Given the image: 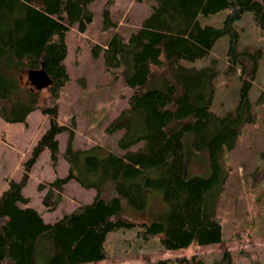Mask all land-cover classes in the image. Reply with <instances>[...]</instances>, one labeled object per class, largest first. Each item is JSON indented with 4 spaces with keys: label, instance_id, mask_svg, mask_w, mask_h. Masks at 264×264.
<instances>
[{
    "label": "trees",
    "instance_id": "trees-1",
    "mask_svg": "<svg viewBox=\"0 0 264 264\" xmlns=\"http://www.w3.org/2000/svg\"><path fill=\"white\" fill-rule=\"evenodd\" d=\"M93 1L0 0V117L27 123L29 115L40 110L49 118L47 130L22 164L21 179L8 180L0 196V264H102L108 259L104 244L109 233L135 226L125 211H143L150 190L161 192L167 210L158 221L139 223L143 240L159 239L169 250L223 241V219L207 206V195L219 182L224 150H232L243 125L256 120L250 95L262 51L240 50L237 22L251 12L254 25L264 30V0H154L137 32L127 38L115 32L105 44L92 47L94 58L103 57L106 71L124 77V89L133 90L128 110L107 128V133L125 129L122 155L102 146L76 149L74 128L58 121L60 93L70 80L66 33L72 28L86 33L94 20L89 9ZM115 4L106 0L107 28L115 26ZM222 11L227 14L221 27L202 25L200 16ZM225 36L228 72L239 74L241 87L237 107L220 116L211 109L216 69L187 67L180 61L208 58ZM40 70L51 84L38 88L29 73ZM259 102H264V88ZM65 132L68 173L40 187L62 194L76 181L96 195L91 203H79L70 214L47 223L23 192L46 151L57 169V137ZM133 146L138 148L131 150ZM186 146L208 152L215 169L210 177L187 176ZM176 262L203 264L196 256ZM214 264H234L231 251H224Z\"/></svg>",
    "mask_w": 264,
    "mask_h": 264
},
{
    "label": "rangeland",
    "instance_id": "rangeland-1",
    "mask_svg": "<svg viewBox=\"0 0 264 264\" xmlns=\"http://www.w3.org/2000/svg\"><path fill=\"white\" fill-rule=\"evenodd\" d=\"M153 3L154 0H116L111 9L115 26L107 28L103 16L106 0H94L89 5L94 20L86 33L80 34L75 28L66 33L68 54L65 64L70 80L60 93L58 121L74 128L76 149L102 146L119 155L125 152L120 146L125 129L107 133V128L128 110L133 90L124 89V77H116L113 72L106 71L103 57L94 58L92 47L105 44L115 32L126 38L137 32L143 20L151 14ZM226 14L222 11L200 16V21L202 25L221 27ZM237 28L240 31V50H261L262 58L250 95L256 120L243 125L242 134L232 150H224L219 162V182L207 195V206L216 209L223 219V241L169 250L159 239L143 240L138 236L142 230L139 223L158 221V215L167 210L161 192L150 190L145 193L143 211L132 208L125 211V216L135 226L109 233L104 244L108 259L102 264H158L160 261L178 264L176 259L184 256H196L203 264H214L226 250L231 251L234 264H264V102H259L264 88V30L254 25L251 12L244 14L237 22ZM228 45L229 39L225 36L216 42L208 58L196 62L180 61L187 67L216 69L211 109L220 116L237 107L241 87L239 74L228 72ZM27 78L24 71L25 88ZM40 92L48 96L45 88ZM48 126L49 118L40 110L32 112L27 123H9L0 117V195L8 180L21 179L23 162L29 158ZM57 139L60 149L57 169L52 168L50 152L46 151L35 165L30 183L23 192L30 198L29 206L41 212L46 222L70 214L79 203H91L96 195L94 190L85 189L76 181L67 185L62 196L55 190L40 187L41 183L63 178L68 173L69 164L64 159L68 133L60 134ZM137 148L133 146L131 150ZM186 154L188 177L207 178L215 172L206 150L196 151L186 146ZM59 202L62 204L58 205ZM238 232L241 237H237ZM247 251L252 254H247Z\"/></svg>",
    "mask_w": 264,
    "mask_h": 264
},
{
    "label": "water",
    "instance_id": "water-1",
    "mask_svg": "<svg viewBox=\"0 0 264 264\" xmlns=\"http://www.w3.org/2000/svg\"><path fill=\"white\" fill-rule=\"evenodd\" d=\"M31 80L36 82L37 87H46L51 84L50 79L47 77L46 73L43 70L37 72L29 73Z\"/></svg>",
    "mask_w": 264,
    "mask_h": 264
},
{
    "label": "crops",
    "instance_id": "crops-1",
    "mask_svg": "<svg viewBox=\"0 0 264 264\" xmlns=\"http://www.w3.org/2000/svg\"><path fill=\"white\" fill-rule=\"evenodd\" d=\"M31 114H32V113H31ZM31 114H30V115H31ZM30 115H29V116H30ZM27 120H28V119H27ZM6 188H7V183L4 184V186H3V188H2V189H3V190H2V193H3V191H4ZM2 193H1V194H2ZM62 195H63V194H61V196H62ZM0 196H1V195H0ZM60 204H62V202H59L58 205H60ZM75 208H76V207H75ZM75 208H74V209H75ZM72 211H73V210H72ZM40 213H41V212H40ZM41 214H42V213H41ZM43 218H44V217H43ZM44 220H45V219H44ZM45 222H46V221H45ZM53 222H55V220H52V221L47 222V223H53Z\"/></svg>",
    "mask_w": 264,
    "mask_h": 264
}]
</instances>
